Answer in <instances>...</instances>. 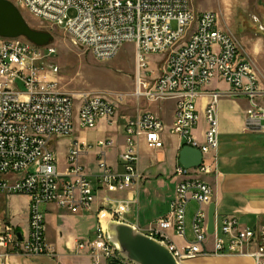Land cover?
<instances>
[{
    "label": "built area",
    "instance_id": "obj_1",
    "mask_svg": "<svg viewBox=\"0 0 264 264\" xmlns=\"http://www.w3.org/2000/svg\"><path fill=\"white\" fill-rule=\"evenodd\" d=\"M36 19L67 33L75 45L90 51L98 61L114 58L125 44H134L136 53V90L134 96L150 104L173 102L174 122L170 133L185 141V147L200 151L199 168L176 169L180 180L169 213L159 218L150 234L168 235L169 250L179 261L207 255L208 239H214L216 255H251L264 264V248L252 251L256 231L243 228L236 218L215 222L208 234L212 189L202 180L216 172L207 157L220 145L217 105L224 96L241 97L250 102L247 124L260 127L264 116L260 102L264 89L251 63L238 43L220 26L212 11L195 12L191 0H8ZM74 13V17L70 14ZM51 54L55 50H50ZM161 56L156 70L148 57ZM44 55L39 47L24 38L0 37V202L2 197L26 196L30 200L29 233L20 240L6 220H0V264H7L10 254L28 257L54 256L46 240L43 207L55 205L69 214L91 212L99 192L123 194L141 185L139 145L151 150L165 147L166 124L156 113L146 110L126 121V148L120 155L121 172L98 154L99 175L93 181L81 163V157L95 149H110L113 139L95 145L74 139L67 155L66 168L60 169L53 150L56 142L73 138L77 130L88 131L101 120L117 115L118 105L102 94H69L43 72ZM220 78L231 87L228 94H209L205 109L207 129L203 142L193 135L200 122L198 100L204 90ZM124 97L119 96L118 102ZM34 169V172L31 170ZM198 205L193 218L195 242L184 250L171 241L170 231L187 237V208ZM119 213L128 212V201H118ZM1 219V213H0ZM99 232H106V242H99ZM93 264L122 260L107 238L106 226L100 223L96 238L80 243Z\"/></svg>",
    "mask_w": 264,
    "mask_h": 264
},
{
    "label": "crops",
    "instance_id": "obj_2",
    "mask_svg": "<svg viewBox=\"0 0 264 264\" xmlns=\"http://www.w3.org/2000/svg\"><path fill=\"white\" fill-rule=\"evenodd\" d=\"M203 12V11H202ZM224 30V29H223ZM232 35L238 43L243 57L249 61L257 74L260 84L264 89V38L262 47L252 45V38L243 44L242 40ZM251 41V42H250ZM231 87L222 79L216 78L203 92L198 100V112L200 122L194 128L193 135L200 142H203V134L207 129L205 120V109L211 101L209 94L220 92L228 94ZM166 103V102H165ZM173 114L171 118L164 117L161 112L162 107L151 106L152 112L159 115L166 124L165 147L155 151L147 148L143 142L139 145V155L150 153L155 158L162 156L166 163L154 162L156 174L149 171V167H141L140 172L144 180L133 190L123 194H107L99 192L96 203L91 212H81L69 214L60 210L55 205L43 207L46 216H53L60 221L57 225V237L51 241L46 236L48 245L53 249L54 256L28 257L12 253L6 260L7 264H93V260L88 252L80 251V243H89L95 240L96 230L100 223L107 225L111 220L121 221L137 227L141 232L150 233L156 221L166 216L170 211V204L175 198L176 187L180 180L175 177L176 169L180 166L179 157L181 150L186 146L185 141L170 133L174 122L175 105L173 102ZM264 112V100L260 102ZM250 102L241 97L224 96L217 105V117L220 131V145L216 152L207 157L208 162L213 163L216 172L205 175L202 180L212 189V201L216 205L215 222L220 223L224 218H236L243 228H250L256 231L257 238L251 250L257 251L259 247L264 248V116H260V127L250 128L247 124L248 110ZM129 116L119 114L111 120H101L94 130L98 131L96 139L90 141L86 137L80 140L79 134L86 131L77 130L73 138H67L56 142V145L67 144L64 152V168H66L67 155L71 143L77 139L81 143L96 144L100 140L113 139L115 145L110 149H95L81 157V163L85 167L88 175L94 181L99 175L98 154L100 151L105 153L107 163L117 172L122 171L120 155L126 148L125 124L122 118L135 119L142 114ZM79 132V133H78ZM123 138L121 144L118 143V136ZM67 140V142H65ZM59 162V161H58ZM174 177L173 196L166 197L165 180ZM161 189V192L157 191ZM118 201H128V212L119 213ZM153 206V207H152ZM198 208V207H197ZM29 209L30 200L26 196H4L0 202L1 219L6 220L14 227L20 240L26 239L29 233ZM195 213V212H194ZM6 214V216H5ZM152 214V215H151ZM5 216V217H4ZM4 218V219H3ZM193 218L188 223L191 233L190 239H182L173 231H170L171 241L180 250H184L190 243L195 242L193 234ZM93 221L89 232L85 235L75 230L79 223ZM67 223H73V227ZM141 223L148 224L142 227ZM71 227L73 229H71ZM107 229V227H106ZM87 235V236H86ZM86 236V237H85ZM89 237V238H88ZM204 249L210 251L207 255H199L193 259H184L180 264H257L256 259L251 255H216L211 253L214 249V239L209 238Z\"/></svg>",
    "mask_w": 264,
    "mask_h": 264
},
{
    "label": "rangeland",
    "instance_id": "obj_3",
    "mask_svg": "<svg viewBox=\"0 0 264 264\" xmlns=\"http://www.w3.org/2000/svg\"><path fill=\"white\" fill-rule=\"evenodd\" d=\"M191 7L195 12L212 11L216 13L222 29L233 33L237 39L242 40L243 44L252 38L254 40L250 41L252 45H256L257 47L263 46L260 38H264V0H191ZM19 10L33 29L51 33L54 36L53 41L48 46L39 47L45 57L41 61L43 66L42 73L49 80L56 82L61 92L76 95H106L116 102L119 114L129 116L136 115L139 111L152 110V105L155 107L161 106V112L164 117L171 118L173 114V104L171 102L150 104L145 99H138L134 96L136 90L137 53L134 44H125L119 53L109 61H98L90 51L75 45L65 31L51 27L47 23L31 16L25 10ZM70 16L74 17V13H71ZM52 49L55 50L54 54L50 53ZM161 59V56L150 55L148 57L150 68L155 71ZM119 96L124 97L121 102H118L117 98ZM97 136L98 131L94 129L86 131L85 134H79L80 140L86 137L92 141ZM117 136L118 143L121 144L123 138L120 135ZM66 146L67 144L65 143L63 145L54 144L53 146L61 170L64 168ZM154 162L160 164L166 163L162 156L155 158L149 152L139 155L141 167H149V171L153 175L157 172V165H152ZM31 172H34V169ZM173 179L174 177L170 180L164 179L166 187L163 191L165 196L169 198L173 196ZM157 191L161 192V189L157 188ZM197 207L198 205L195 202L189 203L187 208L188 223L192 220V215ZM0 211L3 212L2 210ZM58 223L60 221L55 217L45 215L46 236L51 241L56 240ZM67 224L73 227V223ZM92 224V220L90 223H79L74 229L80 234L85 235L89 232L88 228ZM141 226L147 227L148 224L141 223ZM188 226L187 239H190L191 233ZM72 227L71 229H73ZM142 232L145 233L144 231ZM145 234L152 237L149 232Z\"/></svg>",
    "mask_w": 264,
    "mask_h": 264
},
{
    "label": "water",
    "instance_id": "obj_4",
    "mask_svg": "<svg viewBox=\"0 0 264 264\" xmlns=\"http://www.w3.org/2000/svg\"><path fill=\"white\" fill-rule=\"evenodd\" d=\"M0 37L6 39L24 38L37 47H46L54 39L51 33L33 29L22 12L12 2L0 0ZM200 151L184 147L180 152V165L189 170L202 165ZM216 205L209 207L208 234L215 231ZM107 238L116 248L124 262L130 264H180L168 246L147 236L137 227L125 222L111 220L107 223ZM114 260L110 264H125Z\"/></svg>",
    "mask_w": 264,
    "mask_h": 264
},
{
    "label": "bare ground",
    "instance_id": "obj_5",
    "mask_svg": "<svg viewBox=\"0 0 264 264\" xmlns=\"http://www.w3.org/2000/svg\"><path fill=\"white\" fill-rule=\"evenodd\" d=\"M151 238L159 240V233H152V237ZM160 241L162 243H164V244H168V235L167 234H160ZM99 242H106V232H99ZM120 261L124 262L123 260H120ZM124 263L125 264H130V263H127V262H124Z\"/></svg>",
    "mask_w": 264,
    "mask_h": 264
}]
</instances>
